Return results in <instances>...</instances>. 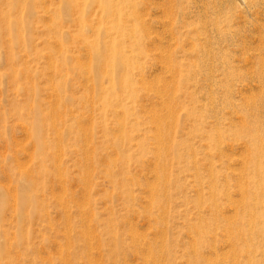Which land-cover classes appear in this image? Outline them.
I'll return each mask as SVG.
<instances>
[{"label": "rangeland", "instance_id": "rangeland-1", "mask_svg": "<svg viewBox=\"0 0 264 264\" xmlns=\"http://www.w3.org/2000/svg\"><path fill=\"white\" fill-rule=\"evenodd\" d=\"M107 1L0 0V264H264L209 139L213 42L247 35L264 148V0Z\"/></svg>", "mask_w": 264, "mask_h": 264}, {"label": "bare ground", "instance_id": "bare-ground-1", "mask_svg": "<svg viewBox=\"0 0 264 264\" xmlns=\"http://www.w3.org/2000/svg\"><path fill=\"white\" fill-rule=\"evenodd\" d=\"M18 1L20 0L13 2L15 6ZM80 2H85L84 5L95 4L106 16L113 13L110 1L81 0ZM80 2L65 0L66 6H70L74 11L79 10ZM124 2L127 3L128 0H121V3ZM79 12L84 14L85 11L80 9ZM235 35L238 34L221 35L214 40L213 51H211L210 80L213 88L210 95H212L213 108H211V138H209L212 157L210 188L215 194L222 195L235 192L242 195H264V148L257 147L253 138L255 136L253 134V137L251 136V123L254 118H257L253 117L254 106H259L253 105L254 102L250 101L248 95L254 90L255 82L258 81L250 73H253L255 59L260 58L252 54L250 50H259L262 41L260 42L257 37L250 39L247 35L238 39ZM252 41L255 42V46L252 45ZM109 60L112 62V68L119 61L120 65L123 67L125 65L121 59L118 61L115 55L114 59ZM251 67L252 70L247 71ZM241 69L246 71L242 72ZM256 69L258 70L257 67ZM256 73L257 71L254 72ZM251 97L253 100L254 96L251 95ZM234 155L237 157L233 158ZM232 163L237 164V167H232Z\"/></svg>", "mask_w": 264, "mask_h": 264}]
</instances>
